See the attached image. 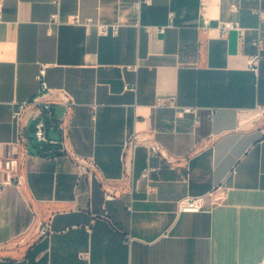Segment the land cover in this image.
<instances>
[{
  "label": "crops",
  "instance_id": "obj_1",
  "mask_svg": "<svg viewBox=\"0 0 264 264\" xmlns=\"http://www.w3.org/2000/svg\"><path fill=\"white\" fill-rule=\"evenodd\" d=\"M258 6L264 0H0V158L15 152L22 175L1 185L0 171V264H264ZM76 13L119 25L101 33L69 22ZM222 21L246 30L222 36ZM42 65L50 89L15 124L12 101L35 97ZM43 101L61 126L49 133L62 140L55 154L32 132ZM148 166L157 170L143 176ZM217 184L225 194L215 201ZM188 195H205L201 211H177Z\"/></svg>",
  "mask_w": 264,
  "mask_h": 264
},
{
  "label": "built area",
  "instance_id": "obj_2",
  "mask_svg": "<svg viewBox=\"0 0 264 264\" xmlns=\"http://www.w3.org/2000/svg\"><path fill=\"white\" fill-rule=\"evenodd\" d=\"M253 11L259 17V25L255 27V29L260 32L261 24L264 23V10L260 6L253 9ZM51 18L54 22H59L58 15L56 13L51 15ZM69 22L84 25L86 27H90L95 25L98 28V31L101 33H107L108 31L115 32L118 28L119 23H107L102 21H94L91 17L82 18L79 14H73L69 19ZM172 23V14L170 15V22L168 25ZM209 20L204 19L202 23V27L205 29L209 26ZM221 35L224 36L228 31L235 30L240 35L246 30V27L240 24L238 21H222L219 24ZM164 27H161L163 29ZM256 46V52L252 54L249 58V69L257 72L259 69L260 61L262 58V36L258 34V36L253 41ZM46 68L42 65L37 73H36V95L32 99H20L12 101L11 108V118L15 124H19L20 119L25 112L26 108L30 103L36 100L37 95H42L44 92L50 89L49 84L46 80ZM129 87V86H128ZM161 100V99H159ZM183 111H191L190 107H184ZM60 123L56 120L54 111L52 109V103L49 101H43L39 105V113L36 114V121L33 125V136L37 141V145L39 148L45 153H58L63 151V144L61 139L51 138L49 133L53 129L60 128ZM127 145H134L135 140L134 137H129L126 142ZM148 151L151 153H160L162 152L159 149L157 144H150L148 146ZM78 175L84 176L88 174V166L80 161H78ZM152 170H157V167L148 166L145 168L143 172V176L148 175V172ZM0 171L4 173V179L1 183H15L19 184L22 179V175L19 171V158L15 152H10L4 157L0 158ZM225 194V187L222 184H217L213 187V189L208 192V196L210 198L214 197L215 201L221 200ZM205 195H196V196H185L177 200V211L178 212H198L203 209V202L205 200ZM51 231V226L49 221H42L39 227V235L45 236L48 235Z\"/></svg>",
  "mask_w": 264,
  "mask_h": 264
}]
</instances>
